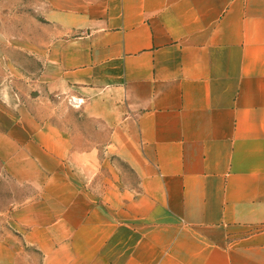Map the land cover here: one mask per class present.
Instances as JSON below:
<instances>
[{
    "label": "crops",
    "instance_id": "crops-1",
    "mask_svg": "<svg viewBox=\"0 0 264 264\" xmlns=\"http://www.w3.org/2000/svg\"><path fill=\"white\" fill-rule=\"evenodd\" d=\"M37 3L11 87L0 53V264H264V0Z\"/></svg>",
    "mask_w": 264,
    "mask_h": 264
},
{
    "label": "rangeland",
    "instance_id": "rangeland-1",
    "mask_svg": "<svg viewBox=\"0 0 264 264\" xmlns=\"http://www.w3.org/2000/svg\"><path fill=\"white\" fill-rule=\"evenodd\" d=\"M37 4V0H0V53L10 63L7 65V76L4 79L6 86L11 87V81L14 79L11 69L14 67L12 64L15 58V39L20 40L23 37L24 42L29 41L33 32L36 34L38 30H42ZM122 167L127 173L126 167ZM14 189L15 187L0 175V237L15 232L9 220L13 209L2 207L9 205Z\"/></svg>",
    "mask_w": 264,
    "mask_h": 264
},
{
    "label": "built area",
    "instance_id": "built-area-1",
    "mask_svg": "<svg viewBox=\"0 0 264 264\" xmlns=\"http://www.w3.org/2000/svg\"><path fill=\"white\" fill-rule=\"evenodd\" d=\"M76 104H79V102H76Z\"/></svg>",
    "mask_w": 264,
    "mask_h": 264
}]
</instances>
